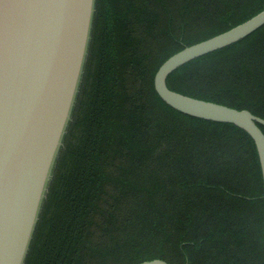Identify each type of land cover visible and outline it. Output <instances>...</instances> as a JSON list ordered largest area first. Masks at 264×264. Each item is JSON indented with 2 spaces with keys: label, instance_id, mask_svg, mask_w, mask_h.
Listing matches in <instances>:
<instances>
[{
  "label": "trees",
  "instance_id": "trees-1",
  "mask_svg": "<svg viewBox=\"0 0 264 264\" xmlns=\"http://www.w3.org/2000/svg\"><path fill=\"white\" fill-rule=\"evenodd\" d=\"M263 10L264 0H96L72 120L25 264H264L254 139L174 109L154 81L175 53ZM167 85L264 119V25L180 66Z\"/></svg>",
  "mask_w": 264,
  "mask_h": 264
},
{
  "label": "water",
  "instance_id": "water-1",
  "mask_svg": "<svg viewBox=\"0 0 264 264\" xmlns=\"http://www.w3.org/2000/svg\"><path fill=\"white\" fill-rule=\"evenodd\" d=\"M96 0H0V264H25L80 90ZM264 25V10L187 46L155 75L174 109L234 124L254 139L264 180V119L247 109L172 90L180 66L242 40ZM140 264H169L155 258Z\"/></svg>",
  "mask_w": 264,
  "mask_h": 264
}]
</instances>
